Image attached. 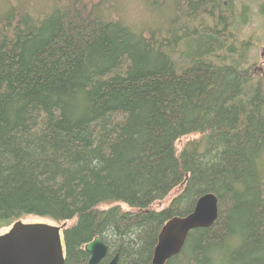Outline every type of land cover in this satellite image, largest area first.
<instances>
[{"label": "trees", "instance_id": "obj_1", "mask_svg": "<svg viewBox=\"0 0 264 264\" xmlns=\"http://www.w3.org/2000/svg\"><path fill=\"white\" fill-rule=\"evenodd\" d=\"M6 1L0 230L65 223L64 264H87L97 237L100 264H151L163 224L213 194L217 221L165 264H264L253 0H141L143 23L127 19L129 0Z\"/></svg>", "mask_w": 264, "mask_h": 264}, {"label": "water", "instance_id": "obj_2", "mask_svg": "<svg viewBox=\"0 0 264 264\" xmlns=\"http://www.w3.org/2000/svg\"><path fill=\"white\" fill-rule=\"evenodd\" d=\"M218 219V200L213 194L199 197L192 212L167 220L160 229L151 264H165L177 256L191 231L211 227ZM66 224L14 222L0 234V264H64L62 245ZM87 264H99L107 255L97 237L85 244ZM107 264H117V255Z\"/></svg>", "mask_w": 264, "mask_h": 264}, {"label": "rangeland", "instance_id": "obj_3", "mask_svg": "<svg viewBox=\"0 0 264 264\" xmlns=\"http://www.w3.org/2000/svg\"><path fill=\"white\" fill-rule=\"evenodd\" d=\"M6 0H0V14L1 11L4 10L6 7ZM141 0H129V2L126 4L127 7V19L131 20L133 19L134 22L138 23L142 21L146 16V14L143 13V10L140 8ZM259 1L258 0H253L251 2L252 6V13H253V24H252V30L255 31L254 35V41L256 42L257 46L256 48H253L251 50V59H252V69L254 71V75L257 76H262L264 77V74L261 75V73L257 72L258 68L260 67V64L264 63V17L259 14V8H258ZM34 5L36 6V9L40 10L43 9L44 11H48V9L51 7L50 5V0H36L34 2ZM146 21L143 20L142 23ZM148 22V21H147ZM137 26V25H136ZM135 26V27H136ZM250 29H246L245 32L243 33L242 37L244 40H246L250 36ZM262 72L264 73V66ZM178 149L181 148V143L179 142L177 144ZM180 192V189L174 190L168 197L167 199L156 206L157 209H163L166 207L169 202L171 201L172 198H174L178 193ZM24 223H48V224H53L55 225L56 223L51 222L50 220L47 219H42L38 217H24L20 219ZM9 228V227H8ZM8 228H3L0 230V234L6 232Z\"/></svg>", "mask_w": 264, "mask_h": 264}, {"label": "flooded vegetation", "instance_id": "obj_4", "mask_svg": "<svg viewBox=\"0 0 264 264\" xmlns=\"http://www.w3.org/2000/svg\"><path fill=\"white\" fill-rule=\"evenodd\" d=\"M263 66H264V63H263V64H260V67L258 68V71H257V72L261 73V75L264 74V73L262 72V70H263ZM257 76H258V75H257ZM102 261H103V260H102ZM102 261H101V262H102ZM101 262H100V263H101ZM108 262H109V261H108ZM108 262H107V263H108ZM100 263H99V264H100ZM107 263H106V264H107Z\"/></svg>", "mask_w": 264, "mask_h": 264}]
</instances>
